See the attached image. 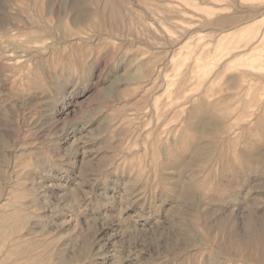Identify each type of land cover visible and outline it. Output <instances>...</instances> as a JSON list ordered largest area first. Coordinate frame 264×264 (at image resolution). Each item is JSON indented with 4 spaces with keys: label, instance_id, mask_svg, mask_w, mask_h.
I'll use <instances>...</instances> for the list:
<instances>
[{
    "label": "rangeland",
    "instance_id": "374dc122",
    "mask_svg": "<svg viewBox=\"0 0 264 264\" xmlns=\"http://www.w3.org/2000/svg\"><path fill=\"white\" fill-rule=\"evenodd\" d=\"M0 264H264V0H0Z\"/></svg>",
    "mask_w": 264,
    "mask_h": 264
}]
</instances>
